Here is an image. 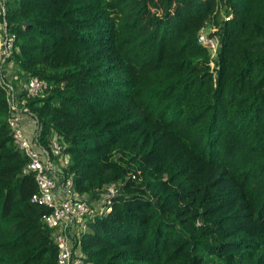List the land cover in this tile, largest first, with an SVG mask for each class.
<instances>
[{
  "label": "trees",
  "instance_id": "obj_1",
  "mask_svg": "<svg viewBox=\"0 0 264 264\" xmlns=\"http://www.w3.org/2000/svg\"><path fill=\"white\" fill-rule=\"evenodd\" d=\"M6 19L75 190L118 189L83 264H264V0H9ZM6 116L0 89V264H56Z\"/></svg>",
  "mask_w": 264,
  "mask_h": 264
},
{
  "label": "built area",
  "instance_id": "obj_2",
  "mask_svg": "<svg viewBox=\"0 0 264 264\" xmlns=\"http://www.w3.org/2000/svg\"><path fill=\"white\" fill-rule=\"evenodd\" d=\"M8 1L0 0V89L7 107L6 123L15 148L27 159L21 175L32 177L37 186L31 203L48 210L42 221L52 231L56 264H83L81 237L90 222L111 212L118 189L114 184L107 185L97 199L80 195L74 188L72 175L65 172L70 158L64 152L62 136L52 131L43 140L41 124L30 102L44 98L50 86L37 76L20 78L16 73L11 60L17 50L16 35L6 19ZM227 16L224 18L229 19L230 14ZM206 28L213 31L204 32ZM215 31L210 23L197 36L198 43L210 54L212 70L220 46L218 37L213 35Z\"/></svg>",
  "mask_w": 264,
  "mask_h": 264
},
{
  "label": "rangeland",
  "instance_id": "obj_3",
  "mask_svg": "<svg viewBox=\"0 0 264 264\" xmlns=\"http://www.w3.org/2000/svg\"><path fill=\"white\" fill-rule=\"evenodd\" d=\"M135 1H139V0H135ZM152 13H153V11L150 10L149 14H152ZM209 31L212 32L213 30H209V28H206V30L204 32H207L208 33Z\"/></svg>",
  "mask_w": 264,
  "mask_h": 264
}]
</instances>
